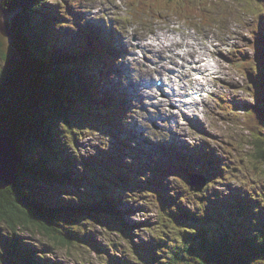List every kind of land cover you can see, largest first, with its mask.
Returning a JSON list of instances; mask_svg holds the SVG:
<instances>
[{
	"label": "rangeland",
	"instance_id": "obj_1",
	"mask_svg": "<svg viewBox=\"0 0 264 264\" xmlns=\"http://www.w3.org/2000/svg\"><path fill=\"white\" fill-rule=\"evenodd\" d=\"M57 2H61V0ZM65 2L68 3L71 0H65ZM52 3L55 4L54 1ZM156 3L165 8L155 9L154 5ZM172 4H178L182 12L185 11L182 9L183 4H189L190 10L181 16L180 13L168 9V5ZM69 6L68 12L70 11L71 13V20L68 15H65V17L72 36L80 41L84 38L85 42H87L88 37L91 40L100 33L102 35V33H105L104 31H107L114 38L115 44L119 46L110 51L112 54L111 64L114 68L110 71V84L106 86V90L102 92L100 87H96V93L99 97H107V92L111 95L114 94L115 88L119 94H121L120 91L124 90L127 93L126 95H128L134 90L131 87L132 83L141 85L145 79L165 77L164 72L161 76H156L153 73L147 76L144 73L146 67H138L133 63H129L128 65L131 68H127L130 71L133 70V74L137 70L138 78L133 79V77H130V79L128 77L127 70L123 66L127 62L136 61L143 66L150 63V50L138 49L137 47V33L140 37H145V40H148L151 36H157V34H162L163 32L168 33L169 29L172 28V35L175 36L174 32L177 27L180 30L177 32L180 34L179 36L188 37L189 35H194L199 40L206 41L203 39L204 35H206L213 40L212 44H208L210 55L220 61V64L217 63V67L220 74L224 73V75H221L224 76V80H221L222 77L220 78L218 92L216 91L218 80L215 82L214 94L207 98L206 102L200 104V108L203 107V110L200 111L201 113L197 117L193 118V115L191 117L185 116L189 124L185 123L180 126L186 129V137H189L187 143L177 141L175 143L176 148L174 146L169 147L171 137H169V132L166 129L160 128L162 123L158 124L155 117L151 114L158 111L156 109L157 106L155 107L152 104L151 99L145 100L148 98L144 97L145 99H134L132 101L133 95L127 96L126 99L122 97L120 105L125 112L122 135L135 141L127 140L128 143H133L132 145L126 144L125 147L131 151L135 150L139 155V161L135 163L133 175L141 172L139 175H141L144 182L140 187L134 188L122 184L128 189L114 191L115 195L120 200H123L120 210L121 221L118 222L117 227L113 225L112 220L106 214L93 216L88 214L79 216L74 221H71L74 218L70 220L65 218L62 221L61 232L63 236H69L70 234L69 240L71 241V246L66 247L54 244L49 239H44L41 236L42 233H34L31 236L26 231H20L19 233L24 244L33 246L35 249L48 248L46 258L59 264H105L106 259H103V253L97 254L94 251L93 248L96 247L102 248L104 251L108 249L113 256L119 255L117 248L126 249V253L131 256V260L129 261L125 258L126 262L124 264H148V261L151 264H161L167 261L171 244L157 247L154 244H157L156 240L158 238L164 241L170 238L171 241L174 240V243L177 244L180 243L178 240L183 235H186V237L190 236L188 233L190 227L188 225L173 224L171 218L165 216V213L175 212L180 207L184 210L186 207L199 215L202 214L203 207L198 205L200 204L199 202H202L201 205L203 206L211 205L209 211L213 212L214 210L218 215L220 213L218 205L226 197L233 195V192H242L250 186L251 182L259 183L261 181V178L257 176L259 173L256 174L252 166L254 161L251 157L253 154L254 133L253 131H247V125L244 124L243 120L245 106L253 103L247 80L250 79V75L258 76L261 72L264 73V45L262 43V38L264 37V28H262L264 0H146L138 7H136L135 0H77L75 4H70ZM201 10H205V18L201 13H196ZM213 13L223 19L221 21L217 18V21L214 20L215 16ZM158 14L159 16H157ZM12 17L13 14L4 12L2 19L5 22H10ZM64 29H67V26ZM239 30L242 32L238 36L236 32ZM80 32L85 33L81 35ZM122 34H125L126 39L127 36H131V42L134 44H131L130 53L128 54L129 58L128 55H125L129 60H125L122 57V50H126L125 44H127L126 42H118L119 35ZM234 35L236 37L233 39L235 40L234 44L231 43L227 47L222 44L225 39H228L227 37H233ZM10 37H3L0 41V73L4 70L7 72L13 71L20 59ZM225 42L227 43V41ZM253 44L258 46L256 51L252 49ZM164 53L162 52V62H164L163 59L166 57ZM235 54L241 60H245L246 65L239 67L240 60L234 58ZM162 64L164 67L166 66L164 63ZM242 71L248 72L246 78ZM97 74L101 75L104 73L99 72ZM262 79L264 81V78ZM128 81L129 84H127ZM77 82L79 83L78 80ZM257 89L263 91V85L258 84ZM179 98L178 102L181 100ZM163 99L164 104L159 107V111L162 112L155 113V116L163 114L164 108L168 105V99ZM169 99L172 100V97L169 96ZM144 101L148 105H144ZM91 108L95 110L96 103ZM88 111L90 110L87 102L80 105L72 102L67 108L68 125L56 122L55 124L59 127L53 129V134H58L63 151L66 150L65 155L69 156V153L72 154L70 161L77 158V163L68 166L70 172L67 173L72 180H75L76 174V169H72V166L80 163L81 157L79 156L93 162L100 153L111 149L110 141L114 133L117 132L115 128L102 127L103 124L99 123L96 117L90 122V115L86 113ZM175 111L177 112L178 110ZM2 112L0 106V115ZM148 113L150 116H147ZM181 113L182 111L179 110L178 117H181ZM135 117L138 120V124L136 120L134 121ZM142 117L153 118L156 127L154 123L143 122ZM173 126L175 125L168 124L172 131ZM177 129L178 127L174 128L176 131ZM259 129L263 130V127L261 126ZM71 133H74L77 137V152H73L75 150L68 146L71 141ZM159 137H165L164 142L166 141L165 144L169 151L167 156L160 151L156 155L154 144L149 142L151 138L158 140ZM179 143L181 144L179 145ZM131 146L134 150L131 149ZM151 147L154 151L153 156H150ZM184 148H187L189 154L186 153ZM36 150L40 155L45 156V149L37 148ZM58 150L60 152V149ZM195 153L197 154L195 155ZM128 154L129 151L126 150L121 155V158L111 156L110 159L106 158L104 160L105 171L102 174L105 179L113 178L110 177L113 174L111 170H116L117 163L132 164L131 159L127 156ZM213 154L216 155V159ZM62 156L63 154L60 155L59 159ZM68 156H65L66 160L70 159ZM38 157L37 155L36 158ZM155 159L161 160V162ZM182 159L184 162L180 163ZM248 159L252 161L249 163ZM200 160H205L207 164L214 163L217 165L219 163V172L218 175H214L215 172H213L212 168L210 173L207 174V183L203 192L196 195L195 192H189L188 187L184 183L185 177H188L187 168L185 166L180 168L179 165L172 162L178 161L182 165L189 163L193 167H198ZM79 165L77 169L81 171ZM57 168L63 170L66 166L53 163L50 167L52 171L59 173ZM260 170L262 171L263 168ZM30 185L32 186V194L42 199L44 198L45 201L51 203L49 205L55 204L59 198L61 200L80 201L81 196L76 188L66 184V182L60 185L57 177L48 181L40 179L30 183ZM261 189L264 191V186H261ZM63 192L66 193L64 194ZM71 192L74 194H70ZM254 197L259 200V197ZM114 219L116 220V218ZM57 225L55 227H58ZM0 231L1 235L5 237V239L0 238V264H11L7 256L8 250H10L9 239H6L5 236L8 231L3 225H0ZM119 232L122 233V236ZM112 244H116V249L109 248L108 245ZM127 246H131L134 253L130 252ZM152 246H155V249ZM143 251L156 253L148 255L149 260H147L145 255L141 253ZM136 253H139V256ZM178 264H198V260L192 257H182ZM251 264L261 263L254 260Z\"/></svg>",
	"mask_w": 264,
	"mask_h": 264
},
{
	"label": "trees",
	"instance_id": "obj_2",
	"mask_svg": "<svg viewBox=\"0 0 264 264\" xmlns=\"http://www.w3.org/2000/svg\"><path fill=\"white\" fill-rule=\"evenodd\" d=\"M45 1L0 0V6L7 14L14 9L20 10L15 19L11 21L13 33L10 35L12 45L17 50L20 59L13 71L4 70L0 73V106L3 111L0 115V134L12 139L22 157L15 183L0 192V225L8 231L5 236L9 239L10 250L7 256L11 264H59L46 258L48 248L35 249L33 246L24 244L19 235L20 231H26L30 236L34 233H42L41 236L44 239L66 247L71 246V241L69 240L70 234L63 236L61 232L62 221L65 218L68 220L74 218L71 220L74 221L79 216L88 214L93 216L104 211L116 227L121 221V215L116 209L119 200L110 192L108 184L104 181L105 176L102 174V166L105 164L104 160L109 158V153H100L93 162L84 158L81 162L83 177L75 171L77 177H75L76 180H72L67 173L70 172L68 166L71 163L69 160L65 161V156H68L65 155L66 150L63 151L60 146L58 134H53V129L59 127L55 124L56 122L68 125L67 108L72 102L75 104L76 98L79 97L77 101L81 103L96 101L99 105H103V102L97 100L92 94H88V98L82 95L84 92L77 85L76 76L70 72L74 67L68 68L66 64L60 63L62 59L50 52L52 50L50 45L39 39L43 32H37L36 22L47 25L51 19V13L43 14ZM145 1L135 0L136 7ZM170 6L180 14L190 10L189 7L183 6L182 9L185 11L180 12L178 4L168 5V9ZM154 8L163 9L165 7L156 3ZM196 13H205V10ZM57 17L60 22L63 21L62 16ZM25 25H29L27 40L22 42L21 33H24ZM16 26L22 32L18 31ZM48 37L49 35H46L45 38ZM1 38L3 37L0 34V41ZM40 42L44 49L47 47L50 50L45 49L51 55L52 60L57 61L56 63H47L45 59L36 55V48ZM78 48L84 50L85 54L82 55L81 51L69 53L70 57L71 54L77 55L72 57L75 62L81 64L83 58L91 64H98L92 46L83 42ZM259 100L264 105V90L262 97L257 99ZM97 110L109 123L111 113L107 110ZM246 125L248 126V122ZM253 133L251 157L254 161L252 166L256 173H259L260 183L251 182L244 192L225 198L218 205L220 212L218 215L206 212L199 217L187 216L181 207L175 212H167L165 216H169L173 224L190 227L188 230L190 236L183 235L178 240L180 243L177 244L170 238L165 239L166 241L158 238L157 244H154L157 247L171 244L167 261L161 264H178L182 257L195 258L198 264H251L254 260L264 264V191L261 189V186H264L262 185L264 184V131L256 130ZM68 146L77 147L74 133H71ZM37 148L45 149V156H48L40 155ZM131 149L134 150L132 146ZM62 154L63 156L59 159ZM37 155L38 158H36ZM137 161L134 160V162ZM251 161L248 159V162ZM53 163L64 164L67 171L64 173L58 168L60 174L52 171L50 167ZM75 166L73 165L72 169ZM261 168H263L262 171ZM113 171L112 175L124 184V181L128 183L137 181L128 170ZM54 177L58 178L60 185L66 182L74 186L81 196L80 201L59 198L55 204L49 205L51 203L45 201L44 198L43 202L41 197L32 194L30 183L40 179L48 181ZM254 196L259 197V200ZM164 206L167 207L166 204ZM0 238L5 239L1 231ZM108 246L116 249V244ZM127 248L133 252L131 246ZM152 248L155 249V246ZM93 249L97 254L103 253V259H106L105 264H124L125 258L131 260L126 249L121 250L120 247L117 248L118 256H113L108 249L105 251L99 247ZM141 253L149 260L148 255L156 252L143 251ZM136 255L139 256V253ZM148 264L151 263L148 261Z\"/></svg>",
	"mask_w": 264,
	"mask_h": 264
},
{
	"label": "bare ground",
	"instance_id": "obj_3",
	"mask_svg": "<svg viewBox=\"0 0 264 264\" xmlns=\"http://www.w3.org/2000/svg\"><path fill=\"white\" fill-rule=\"evenodd\" d=\"M215 16L214 20H219L221 21L223 18L221 17H217L216 14H213ZM217 18V19H216ZM262 28H264V20H262ZM105 30V29H104ZM180 30H178V28L175 30L174 34L175 36L172 35V38H173V41L171 44H167V41H168V36H167V32H163L162 34H157V36H151V42H148L147 46L148 47H153L156 43L158 44V46H160V49L158 50V52L160 54H162V52H169V53H172L174 55H176L177 57H180L182 58V61L185 62V63H192L193 65L190 67V68H183V67H180L178 64V61L176 59H171L169 60L168 62L173 64V66H176V72H177V76L180 78V82H182L183 80L186 82L184 88H182L183 90H185L186 87H189V89H191V93L193 95L190 103H188L187 106H184V105H180V110L182 111L183 115H189V116H194L193 118L197 117L199 113H201L200 111V104L203 103V102H206L207 98H209L211 95L214 94L215 92V82L218 80L217 77L213 76V74L215 73V66H217V63L220 64V61L219 60H216V62L213 64V71L212 70H209L210 68L207 66V64L205 62H203L202 60H197L195 59L194 56L195 54H199L201 52L202 49L204 48H207V45L210 44V39L208 37V40L206 42H204L203 40H199V38H196L194 35H189L188 37H182V36H179L180 34H178L177 32H179ZM105 33H103V35H105V39L107 40V43L110 44V40L109 38L112 37V35L108 34L107 31H104ZM208 32V31H207ZM242 31H237L236 34L239 36L241 34ZM192 34V33H191ZM194 34V33H193ZM197 34V33H196ZM195 34V35H196ZM206 36V35H205ZM209 36H210V33H209ZM137 39L138 40H145L146 38L145 37H140V35L137 33L136 35ZM119 38L118 39V42H126L127 45L129 46L131 43L129 41L126 40V36L125 34H122V35H119ZM204 39V37H203ZM210 39V40H209ZM224 41H227L226 39ZM223 41V42H224ZM262 43L264 45V37L262 38ZM119 44V43H118ZM184 47L183 50L181 52H176V49L177 47ZM119 46L118 45H115L114 43H112L108 48H107V52H110L116 48H118ZM122 54L125 56L127 55V50H122ZM188 56V58L186 59H183L184 57ZM207 58L210 57V55H207L206 56ZM156 58V57H154ZM214 58V57H213ZM164 60V59H163ZM134 64V63H133ZM136 65V64H134ZM131 68V67H130ZM218 68V67H217ZM201 71H204L205 73H200ZM164 72L165 74V67L163 64H161L160 66H156L155 68H151V67H146L144 69V73L149 76L151 75L152 73L154 75H162ZM217 74H220L219 73V70L218 72H216ZM166 76V74H165ZM208 76H210L212 78V82L213 84L209 83V80H208ZM233 77V76H232ZM231 77V78H232ZM253 78V76L250 75V79ZM257 78L261 81L262 83H260V85H264V81L262 78H264V74L261 72V74H258ZM232 81V80H231ZM183 83V82H182ZM137 84V83H136ZM142 84V83H141ZM141 86V85H139ZM131 87L132 89H134L133 91H131L128 95H126L127 93L125 91H120L121 92V95L124 99L127 98V96H131L133 95V92L137 93L139 95L140 98L142 99H145L144 97H147L148 99H145V100H149L150 97L149 96H152V93L150 94H145L143 95V92L141 90H139L137 88V86L135 85V83H132L131 84ZM182 95H185V93L183 92L181 94ZM164 100V99H163ZM163 100H160L157 102L156 106L158 109V111H155V112H162V111H159V107L164 104L163 103ZM127 101V100H126ZM145 102V101H144ZM147 103V102H146ZM151 104V103H150ZM205 104V103H204ZM248 107H251V106H248ZM152 109V108H151ZM171 112V111H170ZM245 112V111H244ZM162 114V113H161ZM128 115V114H127ZM137 116V115H136ZM147 116H150L149 113L147 114ZM136 120L137 124H138V120L137 118L135 117L134 118V121ZM169 121H172V122H175V114L173 112L170 113V116H169ZM156 127V126H155ZM178 127L177 131L179 132L180 131V127L178 125H175L173 126V128H176ZM187 127V126H186ZM114 129V128H113ZM112 130V129H111ZM114 131V130H113ZM158 132V131H156ZM126 133V132H125ZM159 133V132H158ZM155 134V133H154ZM87 136V135H86ZM109 136V134H108ZM88 137V136H87ZM102 138V136H100ZM107 138V137H106ZM92 139V138H91ZM126 140H130V141H134V140H131V139H128L126 138ZM157 140V139H156ZM135 142V141H134ZM166 142V141H165ZM182 142H185V141H182ZM181 142V143H182ZM179 143V145L181 144ZM104 144V143H103ZM175 144L174 142H172V145ZM105 145V144H104ZM109 145V144H108ZM103 146V145H102ZM191 147V146H190ZM107 148V147H106ZM94 149V148H93ZM102 149V148H101ZM184 150L186 151V153L189 154V151L187 152V148H184ZM74 152V151H73ZM97 152V151H96ZM214 152V151H213ZM92 154V153H91ZM197 153H195L196 155ZM214 157L216 156L215 154H213ZM70 159L69 161L71 160V155L69 154L68 156ZM216 159V157H215ZM16 160V159H15ZM18 162L21 163V158L18 156ZM81 158H80V163L81 164ZM72 162V161H71ZM219 162V161H218ZM65 163V162H64ZM77 163V161H76ZM250 163V162H249ZM72 164V163H71ZM78 164V165H79ZM77 165V164H75ZM18 166L19 164L17 165V170H18ZM254 168V167H253ZM174 169V168H172ZM254 170V169H253ZM187 171V170H186ZM256 172V170H255ZM149 174V173H148ZM257 174V173H256ZM259 175V174H258ZM257 175V176H258ZM264 179V178H263ZM161 180V179H160ZM260 183V182H259ZM257 184V182H256ZM264 185V184H262ZM116 192V191H115ZM163 195V194H161ZM125 197V196H124ZM147 215V214H146ZM148 241V240H147ZM30 249V248H29ZM31 251V250H30ZM54 259V258H53Z\"/></svg>",
	"mask_w": 264,
	"mask_h": 264
},
{
	"label": "water",
	"instance_id": "obj_4",
	"mask_svg": "<svg viewBox=\"0 0 264 264\" xmlns=\"http://www.w3.org/2000/svg\"><path fill=\"white\" fill-rule=\"evenodd\" d=\"M2 14H4V10L0 7V34L4 38H9L10 24L1 19ZM18 156L22 158L11 138L0 134V192L15 183L18 174L17 165L20 164L17 160ZM189 179L191 189L195 191H200L205 184L203 178L199 179L202 180V183H199L198 186L193 176H190Z\"/></svg>",
	"mask_w": 264,
	"mask_h": 264
}]
</instances>
